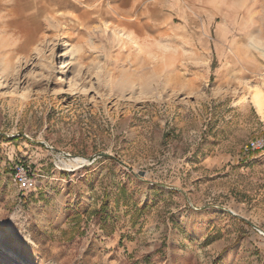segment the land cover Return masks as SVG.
<instances>
[{"label":"rangeland","instance_id":"374dc122","mask_svg":"<svg viewBox=\"0 0 264 264\" xmlns=\"http://www.w3.org/2000/svg\"><path fill=\"white\" fill-rule=\"evenodd\" d=\"M1 1L0 264H264V0Z\"/></svg>","mask_w":264,"mask_h":264},{"label":"built area","instance_id":"2783aa9c","mask_svg":"<svg viewBox=\"0 0 264 264\" xmlns=\"http://www.w3.org/2000/svg\"><path fill=\"white\" fill-rule=\"evenodd\" d=\"M246 147L248 149H263L264 140H252L247 144ZM13 180L22 191L32 190L37 187L36 178L33 176L32 171L29 169L28 166L22 163L15 165Z\"/></svg>","mask_w":264,"mask_h":264},{"label":"bare ground","instance_id":"6f19581e","mask_svg":"<svg viewBox=\"0 0 264 264\" xmlns=\"http://www.w3.org/2000/svg\"><path fill=\"white\" fill-rule=\"evenodd\" d=\"M11 2H12V0H11ZM11 2L10 3H7V4H11ZM13 3L15 4L16 3V1H13ZM2 4H5L4 2H2L1 0H0V5H2ZM12 5V4H11ZM10 5V6H11ZM14 20H15V23L17 22L16 21V19L15 18H13ZM12 20V19H11ZM19 21V20H18ZM11 22V21H10ZM26 22V21H25ZM17 24V23H16ZM26 24V23H25ZM27 25V24H26ZM27 27H29V26H27ZM63 63H65V61L63 62V61H61V67H60V70L61 71H59V72H62V68H63ZM7 75V74H6ZM3 78V77H2ZM5 79H6V77H5ZM5 86V84H4V81L0 78V88L2 87V86ZM3 88V87H2ZM9 92H11V91H9ZM252 99H253V101H254V104L257 106V108H258V110H259V112H261V113H264V92L262 91V90H260V89H257L256 91H255V93L253 94V96H252Z\"/></svg>","mask_w":264,"mask_h":264}]
</instances>
